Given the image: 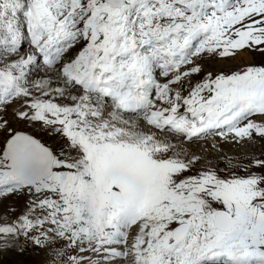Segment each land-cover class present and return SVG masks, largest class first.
<instances>
[{"label":"snow or ice","instance_id":"obj_1","mask_svg":"<svg viewBox=\"0 0 264 264\" xmlns=\"http://www.w3.org/2000/svg\"><path fill=\"white\" fill-rule=\"evenodd\" d=\"M0 264H264V0H0Z\"/></svg>","mask_w":264,"mask_h":264}]
</instances>
